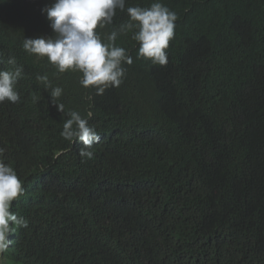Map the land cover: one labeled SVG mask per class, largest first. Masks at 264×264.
Here are the masks:
<instances>
[{"label": "trees", "instance_id": "obj_1", "mask_svg": "<svg viewBox=\"0 0 264 264\" xmlns=\"http://www.w3.org/2000/svg\"><path fill=\"white\" fill-rule=\"evenodd\" d=\"M160 2L177 14L168 63L137 59L120 35L133 63L97 95L22 47L54 35L41 11L54 0H0V70L23 65L20 101L0 103V147L25 188L10 211L28 221L2 263L264 264V0ZM127 20L117 10L98 31ZM45 74L66 112L92 111L93 158L60 136Z\"/></svg>", "mask_w": 264, "mask_h": 264}, {"label": "clouds", "instance_id": "obj_2", "mask_svg": "<svg viewBox=\"0 0 264 264\" xmlns=\"http://www.w3.org/2000/svg\"><path fill=\"white\" fill-rule=\"evenodd\" d=\"M117 10H126L128 20L102 35L98 29L112 25ZM41 11L46 13L54 35L24 38L23 49L37 58H46L57 73L71 71L81 74L80 85L94 89L97 95H102L110 87H119L126 75L123 65L133 63L128 50L116 44L120 35L132 33L131 39L138 44L137 59L150 60L153 65L160 66L168 63L166 49L175 35L177 14L160 0L150 7L127 8L126 0H54L51 6H45ZM3 62L0 55V63ZM7 64L12 65L13 70H0V103H18L20 95L16 84L23 74V65H17L15 57H9ZM37 81L47 91L50 89L51 103L67 117L60 136L71 144L83 143L79 150L82 162L93 158L91 149L101 137L88 123L92 111L88 110L85 116L75 110L66 112L65 105L60 102L62 87H52L46 74L38 75ZM4 154L5 148L0 147V256L9 248V234L15 233L17 228L28 227L26 219L18 218L10 211L12 202L24 195L25 188L14 168L5 163ZM62 154L63 151L57 152L56 156Z\"/></svg>", "mask_w": 264, "mask_h": 264}, {"label": "rangeland", "instance_id": "obj_3", "mask_svg": "<svg viewBox=\"0 0 264 264\" xmlns=\"http://www.w3.org/2000/svg\"><path fill=\"white\" fill-rule=\"evenodd\" d=\"M0 264H4V263H2L1 259H0Z\"/></svg>", "mask_w": 264, "mask_h": 264}]
</instances>
